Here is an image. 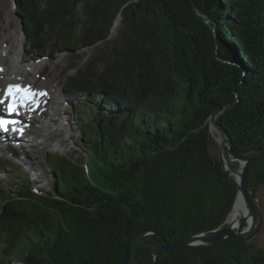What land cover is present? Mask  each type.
Segmentation results:
<instances>
[{"label": "trees", "instance_id": "16d2710c", "mask_svg": "<svg viewBox=\"0 0 264 264\" xmlns=\"http://www.w3.org/2000/svg\"><path fill=\"white\" fill-rule=\"evenodd\" d=\"M14 1L29 52L96 47L118 27L111 53L68 84L77 146L102 185L88 163L52 154L41 194L2 161L0 264H122L132 238L161 247L226 226L238 187L211 154L209 119L233 105L217 117L226 156L264 154V0ZM249 180L257 195L264 162ZM129 264H264V249L227 238L154 257L134 246Z\"/></svg>", "mask_w": 264, "mask_h": 264}, {"label": "rangeland", "instance_id": "374dc122", "mask_svg": "<svg viewBox=\"0 0 264 264\" xmlns=\"http://www.w3.org/2000/svg\"><path fill=\"white\" fill-rule=\"evenodd\" d=\"M15 5L14 0H0V54H8L7 49L10 47V37L12 38L11 42L15 45L13 53L9 56L11 75H7L4 82L5 84L13 85L21 83L24 87L28 86V83H32L34 87L29 86V88H35L37 96L39 92L47 89L55 96L57 101L50 106L47 93L45 92L46 95H39L42 96V100L34 104L36 109L41 110V112L36 115H28L34 109H27L28 113L23 120L27 122L28 126L30 125L29 128L33 130V133L30 137L24 136V139L20 138V143H24L23 140H26L29 141L28 144L26 142L21 147L20 145L15 146L16 142L13 137L0 138V141L4 140L3 145H5L0 149V181H6L9 177L1 165L2 161H6L28 176L36 192L46 194L50 190V178L48 176L50 166L48 160L50 155L59 154L63 157L74 159L76 162L84 161L88 163L93 179L96 183L102 185L100 176L95 171L96 161L84 147L78 148L77 146L80 131L73 119L78 97L71 92L68 84L69 78L76 76L78 69L80 70L85 66L93 56L100 57L103 54L111 53L117 36V28L113 29L114 32L110 38L96 47L76 49L73 53H66V51L60 49V46L58 47V45L51 43L42 52H29L24 40L21 18L16 14ZM56 48L58 50L54 51ZM23 57L28 58L31 62L23 64ZM2 67L4 68V66L0 65V71ZM22 68L30 73L32 72V74L21 75ZM38 75L40 76L37 77ZM42 110H48L50 116L45 118L42 115ZM36 119L41 122L36 123ZM36 128H45V131L40 132ZM213 136L215 138V135ZM6 139L10 140L14 145L7 148L8 140L6 141ZM33 143L37 145V149L33 150L30 147ZM218 152L219 144L214 139L211 154L218 157ZM8 171L11 173V170ZM8 189L11 190L12 188ZM257 198L263 219L258 233L250 242L264 249V184L258 188ZM2 249L3 245L0 244V252Z\"/></svg>", "mask_w": 264, "mask_h": 264}, {"label": "water", "instance_id": "95a60500", "mask_svg": "<svg viewBox=\"0 0 264 264\" xmlns=\"http://www.w3.org/2000/svg\"><path fill=\"white\" fill-rule=\"evenodd\" d=\"M198 15L215 32V29L211 26V23L208 20V18L199 13ZM232 106L233 105H228L221 110L220 109L215 110L209 119V122H210L209 126H210V131H211V127L215 128L219 132V135L221 137L220 138L221 141L219 144L218 159L220 163L223 165V169L230 176H232V173H234L235 175H238L237 178H234L232 176L235 179V183L238 187L237 196L241 195L250 209V213L254 218V225L252 226V228L247 232L244 231V229L235 230L231 226L226 224V221H227V218H226L225 223H224V225L226 226H222L218 229H215V230H212V231H209V232L197 235V236L189 237L185 240H182L176 243L166 244L161 247H157L151 244L150 242L146 240L145 236L142 235V236L130 239L129 242L126 244L125 257H124L122 264H129L131 260V249L134 246L145 248L148 251H150L154 257H157L163 253L178 250V249L206 247V246L216 243L219 240H223L227 238H232L240 242H250L253 239V237L258 233L261 227V224H262L263 216H262V211L260 209L257 195L255 194L254 190L252 189L249 183L250 182L249 173H250V170L254 168L257 164L259 163L261 164L264 162V154L254 156L249 161H240L237 159H233L232 156L228 154V157L231 158L233 161L238 162L239 164L244 163L245 166L242 168L239 174H237L238 173L236 170L237 167L234 168L233 171L227 170L225 168L226 166H225V160L223 157V153L224 151L226 152V147L228 146V139H227L228 135L223 129L219 127L217 123V117L220 116L225 110L231 108Z\"/></svg>", "mask_w": 264, "mask_h": 264}, {"label": "bare ground", "instance_id": "6f19581e", "mask_svg": "<svg viewBox=\"0 0 264 264\" xmlns=\"http://www.w3.org/2000/svg\"><path fill=\"white\" fill-rule=\"evenodd\" d=\"M117 26H118V22H116V24H115V26H114V28H117ZM114 32V31H113ZM10 36V35H9ZM11 40H12V38L10 37V47L7 49V53L8 54H6V55H3V54H0V65L1 66H4V68L2 67V69H1V73H0V101H1V99H3V96H2V94H3V91H4V89H6V87L7 86H12L13 84H5V82H4V80H6V77H7V75L9 76V75H11V65H10V63H9V56H11V54L13 53V51H14V47H15V45L11 42ZM23 61H22V63L23 64H25V63H28V62H31V61H29L28 60V58H26V57H23V59H22ZM5 67H6V69H5ZM28 74H32V72L30 73L28 70H25V69H23L22 68V71H21V75H23V76H27ZM40 75H38L37 77H39ZM21 83H19V84H15V85H20ZM26 85V84H25ZM29 86H33L34 87V85L32 84V83H28V86L26 85L25 86V88H29ZM31 91H34V93H36L35 92V88H32V89H30ZM37 91V90H36ZM42 92H46L47 93V98H48V100H49V103H50V106H52V105H54L55 103H56V101H57V99L55 98V96H53L51 93H50V91L49 90H47V89H45V90H42ZM39 93H41V92H39ZM39 93H38V96H39ZM38 96L37 95H35V96H33L32 98L34 99L33 101H30V104H28V107L27 108H29V109H34L32 112H30V113H28V111L26 112V113H28V115H31V114H37V113H39V112H41V110H37L36 109V106H32V104L36 101V102H38ZM56 99V100H55ZM7 114V109H6V107L4 106V105H2L1 103H0V115H2V116H5ZM16 115L18 116V117H16L15 118V120L16 121H18L19 123H17V124H15V125H10V128H9V132H10V134L9 135H7V134H0V138L1 137H11V135L13 134V136H14V140H15V146H18V145H20V147L22 146V144H24V143H26L27 142V144H28V142L29 141H26V140H23V142L24 143H20V138L21 139H24V136L25 137H30L31 135H32V133H33V130H31L30 128H29V126H28V124H27V122H25L24 120H23V118H24V116H25V113H22V112H17L16 113ZM42 115H44V117L46 118V117H49L50 116V113H49V111L48 110H42ZM26 118V117H25ZM42 118V117H41ZM35 119V118H34ZM37 122H41L40 120H38V119H36V123ZM16 127L17 129H19V128H23V132H22V134H21V132H19V131H16V132H14V131H12L11 129H12V127ZM32 126V125H31ZM36 130H38V131H40V132H42V131H45V128H41V129H37L36 128ZM211 132L213 133V135H215V140L218 142V144H220V141H221V137H220V135H219V132L215 129V128H213V127H211ZM8 139H6V141H7ZM13 141V140H12ZM7 148L8 147H10L11 145L13 146L14 144H12V142H10V140H8L7 141ZM4 144V140H1L0 141V149H1V147L2 146H5V145H3ZM30 144V143H29ZM31 148H33V150L34 149H37V145H35L34 143L33 144H31V146H30ZM39 147V146H38ZM16 153H17V151H16ZM15 153V154H16ZM19 155V154H18ZM223 157H224V160H225V168L227 169V170H234V165L236 164V162L235 161H233L231 158H229V157H227L226 156V152L224 151V153H223ZM236 166V165H235ZM245 166V164L244 163H241V164H239V166H237V168H236V170H237V174H239L240 172H241V170H242V168ZM232 176L234 177V178H237V176L238 175H235L234 173H232ZM226 224L227 225H229V226H231L233 229H235V230H240L241 229V227H242V225L244 224L245 226H244V231H249L251 228H252V226L254 225V218H253V216L251 215V213H250V209H249V207L247 206V204H246V202H245V200H244V198L241 196V195H239V196H237V199H236V201H235V203H234V205H233V208H232V210H231V212L229 213V215H228V217H227V221H226Z\"/></svg>", "mask_w": 264, "mask_h": 264}, {"label": "snow or ice", "instance_id": "6c2138e0", "mask_svg": "<svg viewBox=\"0 0 264 264\" xmlns=\"http://www.w3.org/2000/svg\"><path fill=\"white\" fill-rule=\"evenodd\" d=\"M5 95L6 97L7 96L12 97V103L8 105V111L12 113L16 111L17 99H19V102L21 104H24L28 99L37 95V93L32 92L30 88H22L19 85H12V86H9L7 93ZM39 95H46V93L41 92L39 93ZM0 103H3V101H0ZM17 123L19 122L15 120H7L3 117H0V131L7 132L9 130L8 128L9 125H15ZM11 130L14 132L19 131L21 132V134L23 132V128L17 129L16 127H12Z\"/></svg>", "mask_w": 264, "mask_h": 264}]
</instances>
